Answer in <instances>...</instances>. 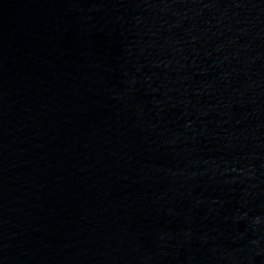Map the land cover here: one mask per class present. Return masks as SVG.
Here are the masks:
<instances>
[{"label":"water","instance_id":"1","mask_svg":"<svg viewBox=\"0 0 264 264\" xmlns=\"http://www.w3.org/2000/svg\"><path fill=\"white\" fill-rule=\"evenodd\" d=\"M0 264H264V0H0Z\"/></svg>","mask_w":264,"mask_h":264}]
</instances>
